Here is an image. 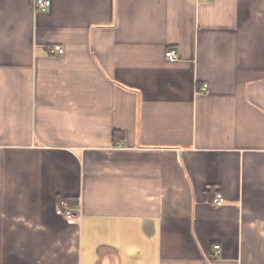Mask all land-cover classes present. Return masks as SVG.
Here are the masks:
<instances>
[{
  "label": "crops",
  "instance_id": "obj_1",
  "mask_svg": "<svg viewBox=\"0 0 264 264\" xmlns=\"http://www.w3.org/2000/svg\"><path fill=\"white\" fill-rule=\"evenodd\" d=\"M33 1L0 0V264H264V0Z\"/></svg>",
  "mask_w": 264,
  "mask_h": 264
},
{
  "label": "built area",
  "instance_id": "obj_2",
  "mask_svg": "<svg viewBox=\"0 0 264 264\" xmlns=\"http://www.w3.org/2000/svg\"><path fill=\"white\" fill-rule=\"evenodd\" d=\"M50 5H51L50 0L33 1V7L37 11H45L47 10V8H49ZM56 49L59 51V53L64 52V49L61 48L60 46H56ZM165 55L170 61H177L180 57L177 49H168ZM205 87H207V85H205ZM225 202L226 199L222 193H217L213 199V203L217 206H221L225 204ZM56 214L65 218L71 224H77L81 217L80 209L74 207L68 200L65 199L59 201V205L56 208ZM214 249L216 250V253H219L221 246L216 245Z\"/></svg>",
  "mask_w": 264,
  "mask_h": 264
}]
</instances>
